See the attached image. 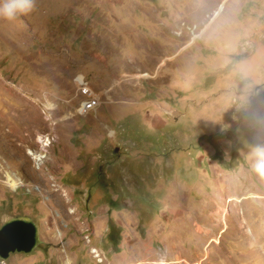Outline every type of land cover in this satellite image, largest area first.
Returning a JSON list of instances; mask_svg holds the SVG:
<instances>
[{
	"label": "rangeland",
	"instance_id": "obj_1",
	"mask_svg": "<svg viewBox=\"0 0 264 264\" xmlns=\"http://www.w3.org/2000/svg\"><path fill=\"white\" fill-rule=\"evenodd\" d=\"M257 142L264 0H37L0 19V227L29 216L43 242L0 264H264Z\"/></svg>",
	"mask_w": 264,
	"mask_h": 264
},
{
	"label": "water",
	"instance_id": "obj_2",
	"mask_svg": "<svg viewBox=\"0 0 264 264\" xmlns=\"http://www.w3.org/2000/svg\"><path fill=\"white\" fill-rule=\"evenodd\" d=\"M117 150L118 148L114 153ZM42 243L38 228L31 217H12L0 227V262L14 253L31 254Z\"/></svg>",
	"mask_w": 264,
	"mask_h": 264
},
{
	"label": "clouds",
	"instance_id": "obj_3",
	"mask_svg": "<svg viewBox=\"0 0 264 264\" xmlns=\"http://www.w3.org/2000/svg\"><path fill=\"white\" fill-rule=\"evenodd\" d=\"M37 0H0V19L12 22L27 16L36 8ZM249 169L264 180V143L249 145L247 153H242Z\"/></svg>",
	"mask_w": 264,
	"mask_h": 264
},
{
	"label": "built area",
	"instance_id": "obj_4",
	"mask_svg": "<svg viewBox=\"0 0 264 264\" xmlns=\"http://www.w3.org/2000/svg\"><path fill=\"white\" fill-rule=\"evenodd\" d=\"M76 86L78 89V95L82 98L79 103V109L81 112L88 113L97 106L98 97L83 77H78L76 79ZM96 258L101 259L100 257Z\"/></svg>",
	"mask_w": 264,
	"mask_h": 264
},
{
	"label": "bare ground",
	"instance_id": "obj_5",
	"mask_svg": "<svg viewBox=\"0 0 264 264\" xmlns=\"http://www.w3.org/2000/svg\"><path fill=\"white\" fill-rule=\"evenodd\" d=\"M80 114H85V112H80ZM6 136V135H5ZM42 143H44V142H42ZM47 145V143L45 144V146ZM34 158H35V160L37 159H42V158H44V156L42 155V153H40L39 152V154L38 153H36V154H34V153H32L31 154ZM38 163H39V160L37 161ZM6 184H7V186H9V187H11V188H17L18 186H20V185H22V183L21 182H19V181H15V180H12L10 177H8L7 178V180H6ZM231 201H232V199H231ZM218 212V211H217ZM217 214V213H216ZM219 214V213H218ZM228 214V213H227ZM198 232L199 233H202L203 231L201 230V228H199L198 229ZM68 264V263H67Z\"/></svg>",
	"mask_w": 264,
	"mask_h": 264
}]
</instances>
